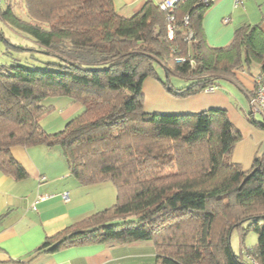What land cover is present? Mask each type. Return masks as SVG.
I'll list each match as a JSON object with an SVG mask.
<instances>
[{
	"label": "trees",
	"instance_id": "obj_1",
	"mask_svg": "<svg viewBox=\"0 0 264 264\" xmlns=\"http://www.w3.org/2000/svg\"><path fill=\"white\" fill-rule=\"evenodd\" d=\"M2 3L0 43L7 54L29 52L33 59L0 65V172L25 177L10 153L15 146L58 147L82 186L110 182L117 193L112 207L65 229L41 250L149 242L153 264H264V159L245 170L230 161L241 134L224 110L146 113L142 91L148 78L174 98L236 81L239 72L254 68L263 78L259 25L243 26L228 46L213 48L203 34L209 8L201 0L176 4L172 38L167 12L153 3L131 18L119 16L113 0ZM1 25L29 44H12ZM171 77L183 82L174 86ZM55 98L78 102L82 111L48 134L39 119L52 111L46 101ZM251 121L264 129V117ZM234 230L242 237L257 234L245 258L231 248Z\"/></svg>",
	"mask_w": 264,
	"mask_h": 264
},
{
	"label": "crops",
	"instance_id": "obj_2",
	"mask_svg": "<svg viewBox=\"0 0 264 264\" xmlns=\"http://www.w3.org/2000/svg\"><path fill=\"white\" fill-rule=\"evenodd\" d=\"M163 0H113L115 11L131 18L146 3ZM224 19H229L223 24ZM259 25L264 31V0H216L204 14L201 26L210 47L228 46L236 30ZM258 68L239 72L237 80H222L217 89L186 98H174L152 78L145 96L144 110L150 113L195 114L221 109L241 134L230 161L248 169L255 158L264 159V129L252 123L262 120L252 114L249 96ZM52 111L39 119L48 134L60 132L65 124L82 111V106L66 98L46 101ZM12 158L25 172L16 179L0 172V264H153L154 246L149 242L132 245L86 244L56 251L41 250L44 243L70 226L112 207L116 189L110 182L82 186L69 170L58 147L45 145L15 146ZM68 195V201L62 195Z\"/></svg>",
	"mask_w": 264,
	"mask_h": 264
},
{
	"label": "rangeland",
	"instance_id": "obj_3",
	"mask_svg": "<svg viewBox=\"0 0 264 264\" xmlns=\"http://www.w3.org/2000/svg\"><path fill=\"white\" fill-rule=\"evenodd\" d=\"M3 4V3H2ZM2 31L4 33V36L12 43L16 45H28L29 42L24 40L20 35H18L13 30L9 29L8 27L1 25ZM21 46V45H20ZM23 48V46H22ZM7 48L3 43H0V65H10L14 61L17 60L23 64H27L32 62V57L29 52H21V51H14L10 50L11 54H7ZM9 52V51H8ZM40 56H36V58H39ZM29 65V64H28ZM156 71L158 73V76L164 81L165 79V73L161 66L156 65ZM151 81L150 79H145L142 86V91L146 95L147 91L149 90V86L147 85L148 82ZM179 82H183L179 79H176L174 77L170 78V83L174 86H178ZM220 85L224 83L222 80L219 82ZM178 88V87H177ZM146 112V108L144 110ZM147 113V112H146ZM150 113V112H148ZM156 114V113H153ZM158 114H164V113H158ZM165 114H171V113H165ZM247 224H243V228H245ZM257 243V234L254 231H248L244 237L241 236L240 230H234L230 237V244L231 248L235 255L246 257L247 250L252 249L255 247Z\"/></svg>",
	"mask_w": 264,
	"mask_h": 264
},
{
	"label": "built area",
	"instance_id": "obj_4",
	"mask_svg": "<svg viewBox=\"0 0 264 264\" xmlns=\"http://www.w3.org/2000/svg\"><path fill=\"white\" fill-rule=\"evenodd\" d=\"M3 0H0V4L2 3ZM182 0H163L161 3L158 4L159 9L161 11H166L167 12V20H168V35L169 38H172V33H173V26H172V21L174 19L173 17V10L174 7L178 2ZM216 0H201V3L205 8H210L211 5L215 2ZM236 4H241L242 0H235ZM185 24H187L188 19L184 18ZM229 22V19H224L223 24H227ZM192 33L188 32L185 34V40L191 41L192 40ZM177 62H183V58H178L176 59ZM254 95L250 97L249 99V105L251 109L252 114H259L260 116L264 117V77L262 78L261 76H256L254 78ZM216 87H211L208 88L206 91L211 92L216 90ZM62 199L67 202L68 201V195L64 194L62 195Z\"/></svg>",
	"mask_w": 264,
	"mask_h": 264
}]
</instances>
